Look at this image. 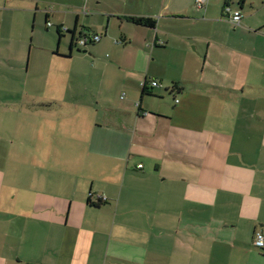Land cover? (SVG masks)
<instances>
[{"label": "crops", "instance_id": "crops-1", "mask_svg": "<svg viewBox=\"0 0 264 264\" xmlns=\"http://www.w3.org/2000/svg\"><path fill=\"white\" fill-rule=\"evenodd\" d=\"M86 1L66 8L50 0H0V42L5 43L0 54L6 53L8 61L31 48L36 28L42 33L54 28L56 35L64 32L57 35L53 57L73 59L75 50L91 67L106 68L75 43L94 35L90 30H101L96 18L90 23L93 16L107 17L106 31L111 18L120 24L131 23L125 17L155 21L154 28L138 25L150 31L144 37L150 57L137 50L146 56L144 68L134 70L136 74L117 68L130 94L128 103L116 112L108 103L99 105L103 120L89 121L87 154L107 156L91 158L84 152L67 158L65 170L75 166L66 177L52 176L51 188L36 179L31 187L17 189L0 170V264H264V249L252 244L255 232L264 235V0H202L200 6L197 0H140L149 11L136 13H126L123 6L114 9L108 0ZM173 3L179 6L173 8ZM227 9L240 11L239 26L229 23ZM79 12L85 14L83 21ZM23 17L30 18L27 35L18 22ZM187 21L190 31L170 30ZM84 24L90 29L80 27ZM65 30L74 34L69 32V47L61 52ZM172 38H178L173 47ZM168 47L187 57L179 76L176 63L154 66L155 53ZM114 53H120L118 47ZM134 142L139 161L132 162L142 172L137 176L147 187L153 185L146 188L148 206L141 204L145 194L140 192L146 190H123L125 174L121 188L96 191L105 184L86 173L98 159L106 164L127 160ZM116 149L122 157L108 156ZM160 184L164 190L158 189ZM89 193L93 204L98 196L105 202L90 205Z\"/></svg>", "mask_w": 264, "mask_h": 264}, {"label": "rangeland", "instance_id": "rangeland-1", "mask_svg": "<svg viewBox=\"0 0 264 264\" xmlns=\"http://www.w3.org/2000/svg\"><path fill=\"white\" fill-rule=\"evenodd\" d=\"M50 1L67 8L72 4H79L82 0ZM155 1L158 3V0ZM92 2L94 0H88L85 3L87 5ZM120 3L107 1V4L114 9L123 6L126 13L149 11L140 0H125ZM96 6L98 5H93L92 9ZM177 6L179 5L172 4L173 8ZM101 7L112 9L104 4ZM83 14L84 12H79L81 21L85 15ZM95 18L100 23L101 30L97 32L90 30V33L101 37V41L91 45L87 44L88 48L84 46L82 50L88 51L87 53L91 52L92 62L102 61L108 64L106 68L96 64L91 67V62L88 63L90 60L80 59L79 56L83 54H77L75 50H73V59L59 60L53 57L51 52L56 50L57 45L54 28L48 29L49 33H42L39 28H36L32 44L29 39L31 48L24 49V53L12 54L9 61L6 53L0 54L2 65L0 66V170L5 173V182L8 181L10 186L13 185L17 189L27 188L31 187L36 179H40L42 187L51 188L52 176L56 178L65 176L66 171L75 166L71 164L65 170L69 162L67 158L77 159L84 152H86L84 156L91 158L107 156L96 153L90 156L87 154L84 142H88L92 137L89 121L95 123L103 120L105 113L97 107L99 105L108 103V107L114 110L111 112H116L128 103L130 94L126 91V83L121 81L122 71L117 68L118 65H122L124 69H127L125 71L134 74H136L134 70H139L140 66L144 68L146 56L150 57V48L144 37L150 31L133 23L120 24L116 18L110 19L109 28L106 31L107 17L93 16L91 24H94ZM18 22L21 24V29L26 28L24 31L27 35L31 29L30 18H19ZM0 24H4L1 19ZM80 27L89 28L85 24ZM191 29L190 21L175 23V26L170 27L172 31L184 33ZM122 32L129 36L124 39L121 36ZM39 35L44 38V42H38ZM23 37L25 38V32H23ZM177 39L172 38V47L177 44ZM70 40L71 34L65 33L59 42V51L67 52ZM150 41L152 40H149V43ZM188 44L190 51L197 54L193 48V42L188 41ZM1 45L3 48L5 43L0 42ZM39 46L52 50L37 48ZM117 47L120 50L119 54L114 53ZM138 49L141 52L145 51L146 56L139 55ZM155 55L157 62L154 66L165 68L176 63L174 68L178 76L188 61L181 52L169 47L167 51H158ZM188 70V76H191L193 73L191 63H188ZM150 73H152V68ZM157 90L159 91V89H154V91ZM137 92V98L133 100L135 106L139 98V91ZM97 98L100 100L96 101ZM165 101L172 104L171 99L166 98ZM144 102L154 104L151 100ZM83 105H86V109ZM138 146L134 142V145L127 149L126 156L129 157L127 160L125 157L118 159V162H114L115 164H106L98 159V162L93 161L90 166L86 167L88 177L92 176L97 184H105L95 187L96 191L98 189L112 190L113 186L115 189L121 188L122 173L126 175L123 190H146V188L153 187L151 184L147 187V182L137 176L142 172L134 169L132 160L139 161L135 154L139 150L136 148ZM108 156L120 158L123 154L119 155V149H116ZM117 178L120 181H115ZM98 179L101 181L98 182ZM158 189L164 190V184H160ZM149 192V190L140 192L145 194L141 197L143 198L142 205L148 206L146 196ZM144 218L141 217V220Z\"/></svg>", "mask_w": 264, "mask_h": 264}, {"label": "built area", "instance_id": "built-area-1", "mask_svg": "<svg viewBox=\"0 0 264 264\" xmlns=\"http://www.w3.org/2000/svg\"><path fill=\"white\" fill-rule=\"evenodd\" d=\"M196 2H197V6H200L203 3L202 0H197ZM227 12L229 13L228 9H227ZM241 18H242V15L239 10L232 11L229 13V23L232 26H235V27L239 26L241 22ZM47 26H50V23H47ZM99 39L100 38L97 35L81 36V37L76 38L75 43L79 47H84L89 41L98 42ZM150 86L156 87L157 83L151 82ZM103 199L105 198L103 197ZM252 244L255 248L264 249V235L258 231L255 232L253 236Z\"/></svg>", "mask_w": 264, "mask_h": 264}, {"label": "trees", "instance_id": "trees-1", "mask_svg": "<svg viewBox=\"0 0 264 264\" xmlns=\"http://www.w3.org/2000/svg\"><path fill=\"white\" fill-rule=\"evenodd\" d=\"M125 19L135 25H141V26H145V27H150V28H154L155 27V21L151 20L150 18H141V17H125ZM64 32V31H57V35L58 36H61V33ZM65 32L67 33H72V35L74 34L73 31H68V30H65ZM92 36V35H91ZM94 43H97V42H93V41H89L87 44H94ZM86 44V45H87ZM144 88H143V91L142 93L144 94ZM93 195V194H92ZM91 195V193L89 194V197H88V203L94 207H97L99 205H101L103 202H105V199H103L102 196H98L96 198V202H94L95 204L92 203L91 201V198H93ZM91 196V197H90Z\"/></svg>", "mask_w": 264, "mask_h": 264}, {"label": "water", "instance_id": "water-1", "mask_svg": "<svg viewBox=\"0 0 264 264\" xmlns=\"http://www.w3.org/2000/svg\"><path fill=\"white\" fill-rule=\"evenodd\" d=\"M79 52H82V53H84V51H79Z\"/></svg>", "mask_w": 264, "mask_h": 264}, {"label": "bare ground", "instance_id": "bare-ground-1", "mask_svg": "<svg viewBox=\"0 0 264 264\" xmlns=\"http://www.w3.org/2000/svg\"><path fill=\"white\" fill-rule=\"evenodd\" d=\"M150 84V83H149Z\"/></svg>", "mask_w": 264, "mask_h": 264}]
</instances>
